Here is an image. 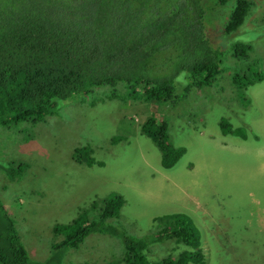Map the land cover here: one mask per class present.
<instances>
[{
  "label": "rangeland",
  "instance_id": "obj_1",
  "mask_svg": "<svg viewBox=\"0 0 264 264\" xmlns=\"http://www.w3.org/2000/svg\"><path fill=\"white\" fill-rule=\"evenodd\" d=\"M258 11L259 15L263 8ZM255 29L246 34L262 75L256 74L259 80L245 89L246 100L231 88L226 71L213 88L194 84L177 101L150 102L130 93L124 84L116 86L118 91L106 85L95 96L96 104L91 105L92 98L79 99L27 128L0 126V162L7 164L0 165V201L9 207L33 256L30 264L44 260L36 253L43 252L53 237L55 224L70 223L95 199L111 192L126 200L119 217L108 219L115 228L140 238L174 227L155 217L185 213L199 229L204 264L250 260L264 264V231L259 230L264 225V25ZM113 93L121 97L113 98ZM147 119L166 120L171 142L184 147L171 167L162 164L161 150L142 132ZM254 138L263 150L260 147L257 166L251 170L247 165L255 156L241 141ZM86 144L93 146L91 156L101 163L88 164L86 155L83 163L77 161L75 148ZM19 164L24 171L13 180L8 166ZM251 207L253 217L260 220L252 227L247 220ZM121 243L105 232L89 233L59 264H82L83 259L101 264L116 255L121 258ZM185 250L194 248L174 238L153 244L149 255L161 259ZM244 252L255 255L245 258ZM73 256L83 259L77 262Z\"/></svg>",
  "mask_w": 264,
  "mask_h": 264
},
{
  "label": "trees",
  "instance_id": "obj_2",
  "mask_svg": "<svg viewBox=\"0 0 264 264\" xmlns=\"http://www.w3.org/2000/svg\"><path fill=\"white\" fill-rule=\"evenodd\" d=\"M259 8L263 11L258 15ZM258 25H264V0H0V126L27 128L79 99L92 98L91 105L96 104L95 96L106 85L114 91L124 84L150 102L177 101L194 84L213 88L226 71L231 88L246 100L245 89L262 75L246 34ZM116 97L121 96L113 93ZM167 125L166 120L150 119L142 129L161 150L162 164L171 167L185 149L173 145ZM222 126L227 128L225 122ZM93 151L91 144L75 148V154L86 155L90 164L97 161ZM8 167L13 180L25 168ZM125 202L122 194L111 192L95 199L70 223L55 224L51 255L40 264H59L60 250L79 247L92 232H105L122 242V257L102 264L206 262L199 229L189 215L155 217L174 227L138 238L108 220L118 217ZM8 214L0 201V264H30L34 259ZM169 238L196 250L161 259L149 255L153 244Z\"/></svg>",
  "mask_w": 264,
  "mask_h": 264
},
{
  "label": "clouds",
  "instance_id": "obj_3",
  "mask_svg": "<svg viewBox=\"0 0 264 264\" xmlns=\"http://www.w3.org/2000/svg\"><path fill=\"white\" fill-rule=\"evenodd\" d=\"M50 114H54V113H50ZM49 114V115H50ZM49 115H47V116H49ZM147 121H149L148 119L145 121V123H147ZM42 122V121H41ZM38 123V122H37ZM145 123L143 124V126L145 125ZM142 126V127H143ZM142 132H143V129H142ZM144 133V132H143ZM145 134V133H144ZM146 135V134H145ZM151 138V137H150ZM152 139V138H151ZM159 148V147H158ZM74 155H75V158L77 159V161H79V162H81V163H83V161L81 160V158L82 157H79V156H77L76 154H75V150H74ZM162 159V158H161ZM98 162V161H97ZM99 163V162H98ZM89 164V163H88ZM174 164V163H173ZM172 164V165H173ZM4 207H5V209L7 210V212L9 213L8 214V216L9 217H11V219L13 220L14 218H13V214H12V212L9 210V207H7L5 204H4ZM95 215V213H92V215H91V217H90V219H92L93 218V216ZM108 219H110V218H108ZM13 222H14V220H13ZM14 224H15V226H16V222H14ZM16 228H17V226H16ZM17 231H18V229H17ZM18 234H19V232H18ZM19 236H20V234H19ZM52 239H53V237L51 238V240L45 245V248L43 249V252H41V253H36V255H37V257H40L41 255H42V257H43V259L45 260V258H47L49 255H51V251L49 250V246H50V242L52 241ZM85 239V238H84ZM169 239H173V238H169ZM20 240H21V237H20ZM168 240V239H167ZM166 240V241H167ZM84 241V240H83ZM82 241V242H83ZM81 242V243H82ZM21 243H22V245H23V247L24 248H26V246L24 245V243L22 242V240H21ZM81 243L80 244H78L79 246L81 245ZM188 246H191V247H193L192 245H190V244H187ZM194 248V247H193ZM201 248H202V245H201ZM75 250V248H74V246H72L71 245V247H66V248H63L62 250H60L59 251V256L61 257V258H59L60 260H62V259H65L66 261H67V259L69 258V256H70V254L71 253H73V251ZM196 250V248H194V251ZM26 251H27V253L29 254V257L32 259V254H30L29 253V250L26 248ZM202 254L204 255V252H203V249H202ZM205 256V255H204ZM36 257V258H37ZM72 259L73 260H76L77 262H79V261H81L83 258H80V259H77V258H75V256H73L72 257ZM43 260V261H44ZM86 261L83 259L82 260V264H84ZM190 263V262H189ZM102 264V263H101Z\"/></svg>",
  "mask_w": 264,
  "mask_h": 264
},
{
  "label": "crops",
  "instance_id": "obj_4",
  "mask_svg": "<svg viewBox=\"0 0 264 264\" xmlns=\"http://www.w3.org/2000/svg\"><path fill=\"white\" fill-rule=\"evenodd\" d=\"M244 139H246V138H244ZM222 143H223L222 145H224V144H225V141H222ZM241 143H242L245 147H247L248 149H252L250 152L253 153L255 157H257V158L254 157V162H252L250 165H247V166L250 167L251 170H255V168H256V166H257V163H258L259 152H260V150L262 149L261 144H260L259 146L256 147V145H257V143H258V140H256L255 138H254V139H249L248 141H241ZM260 147H261V149H260ZM262 150H263V149H262ZM263 151H264V150H263ZM250 210H251V211H250V215H249V217L247 218V220L249 221V225H251V227H252L253 224H255V223L260 224V220H258V219H256V218L253 217L254 208L251 207ZM262 210H263V208H261V215H263ZM118 217H119V216H118ZM157 217H158V216H157ZM109 220H111V218H110ZM252 223H253V224H252ZM260 226H261V227H260L259 230H260V231H264V229H263V228H264V225L260 224ZM68 247H71V245L68 246ZM253 254H254V253H250V254H247V252H244V253H243V255L246 256L245 258L249 257L250 259H252L251 257H253ZM254 255H255V254H254ZM246 261H248V260H246ZM249 262L255 264L254 260H250ZM249 262H246L245 264H250Z\"/></svg>",
  "mask_w": 264,
  "mask_h": 264
},
{
  "label": "flooded vegetation",
  "instance_id": "obj_5",
  "mask_svg": "<svg viewBox=\"0 0 264 264\" xmlns=\"http://www.w3.org/2000/svg\"><path fill=\"white\" fill-rule=\"evenodd\" d=\"M94 152V151H93ZM93 152H90V153H93ZM90 164V163H89ZM93 164V163H92Z\"/></svg>",
  "mask_w": 264,
  "mask_h": 264
},
{
  "label": "bare ground",
  "instance_id": "obj_6",
  "mask_svg": "<svg viewBox=\"0 0 264 264\" xmlns=\"http://www.w3.org/2000/svg\"><path fill=\"white\" fill-rule=\"evenodd\" d=\"M31 248V247H30Z\"/></svg>",
  "mask_w": 264,
  "mask_h": 264
}]
</instances>
